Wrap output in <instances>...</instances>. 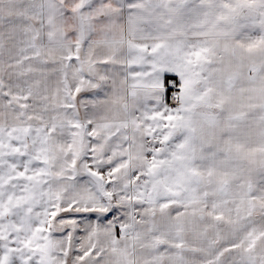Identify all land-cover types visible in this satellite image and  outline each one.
<instances>
[{"label":"snow or ice","instance_id":"1","mask_svg":"<svg viewBox=\"0 0 264 264\" xmlns=\"http://www.w3.org/2000/svg\"><path fill=\"white\" fill-rule=\"evenodd\" d=\"M0 264H264V0H0Z\"/></svg>","mask_w":264,"mask_h":264}]
</instances>
